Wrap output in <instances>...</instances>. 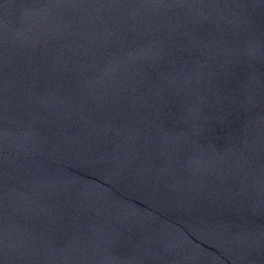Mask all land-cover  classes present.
<instances>
[{"label": "water", "instance_id": "obj_1", "mask_svg": "<svg viewBox=\"0 0 264 264\" xmlns=\"http://www.w3.org/2000/svg\"><path fill=\"white\" fill-rule=\"evenodd\" d=\"M0 264H264V0H0Z\"/></svg>", "mask_w": 264, "mask_h": 264}]
</instances>
